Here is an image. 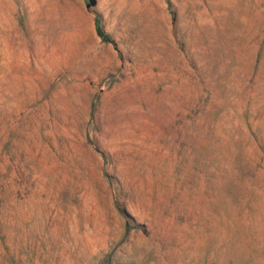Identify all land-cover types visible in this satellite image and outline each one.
<instances>
[{
  "label": "rangeland",
  "instance_id": "rangeland-1",
  "mask_svg": "<svg viewBox=\"0 0 264 264\" xmlns=\"http://www.w3.org/2000/svg\"><path fill=\"white\" fill-rule=\"evenodd\" d=\"M104 257L264 264V0H0V264Z\"/></svg>",
  "mask_w": 264,
  "mask_h": 264
},
{
  "label": "trees",
  "instance_id": "trees-1",
  "mask_svg": "<svg viewBox=\"0 0 264 264\" xmlns=\"http://www.w3.org/2000/svg\"><path fill=\"white\" fill-rule=\"evenodd\" d=\"M94 29L97 35H99L102 39H108V34L103 30V28L99 25L97 18L93 20ZM99 264H110L108 257H104L100 260Z\"/></svg>",
  "mask_w": 264,
  "mask_h": 264
}]
</instances>
